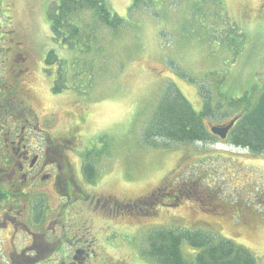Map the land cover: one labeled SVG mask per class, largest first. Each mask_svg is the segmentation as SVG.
I'll return each mask as SVG.
<instances>
[{
    "label": "rangeland",
    "instance_id": "obj_1",
    "mask_svg": "<svg viewBox=\"0 0 264 264\" xmlns=\"http://www.w3.org/2000/svg\"><path fill=\"white\" fill-rule=\"evenodd\" d=\"M1 1L0 33L10 30L11 38H0V88L19 83L24 94L8 97L54 118H39L45 130L63 137L79 135V151L87 146L100 149L90 183L83 180L80 153L68 150L66 156L79 184L91 185L92 192L108 197L109 205L122 213L115 222L126 232L118 239L132 236L135 257L128 246L111 252L113 257L127 258L129 264H158L145 254L148 234L161 228L198 229L246 247L257 264H264V153L250 154L219 139L192 145L143 143V129L167 83H174L199 109L198 88L212 92L215 72L229 69L226 85L237 89L252 75L264 81V0H221L226 25L239 34L237 51L227 49L230 41H215L208 35L210 28L189 26L193 11L182 12L189 6L187 0H165L157 12L146 4L132 9L133 0H104L112 12L127 19V26L117 33L100 26L81 54L52 41L47 11L50 1L56 6L59 0ZM213 9L211 22L217 20ZM89 13L82 15L87 21ZM50 49L66 59L68 67L80 60L84 77L91 73V80L83 72L69 78L68 72L63 91L53 93L51 76L42 70L53 67L43 61ZM99 136L107 137L105 144L96 141ZM134 201H139L138 212L130 215L120 208ZM125 234L129 236L121 238ZM180 248L190 262L198 251L185 242Z\"/></svg>",
    "mask_w": 264,
    "mask_h": 264
},
{
    "label": "trees",
    "instance_id": "obj_2",
    "mask_svg": "<svg viewBox=\"0 0 264 264\" xmlns=\"http://www.w3.org/2000/svg\"><path fill=\"white\" fill-rule=\"evenodd\" d=\"M1 2L0 0V12L4 9ZM50 2L52 6L47 11V17L52 41L57 47L68 51L75 50L77 54L90 48L89 42L94 36L92 34H95L100 26L107 27L113 33H117L120 26H127L125 24L127 19L112 12L104 0H59L56 6H53L52 1ZM164 2L165 0H133L130 7L133 9L146 4L147 8L150 6L157 12ZM187 2L189 6L182 9V12L193 11L189 15V26L196 27L194 30L200 26L204 29L210 28L211 33L208 35H213L215 41H230L231 47L227 49L237 51L238 40L235 34L238 33L236 28L226 25V13L221 0H204L202 3L198 0H187ZM208 5H213V7L208 9ZM212 8H214L212 14H215L217 19L215 22L209 20V12ZM87 11L90 12V21L82 17L83 12ZM128 23L134 25L131 20H128ZM0 26L2 28V22ZM224 28L231 30L230 33L227 31L223 33ZM8 31L3 29L0 38L8 39L11 36H7ZM224 45H226L225 42L221 44V46ZM54 49L47 50L43 58L47 66L53 65V67L47 70L42 68V70L51 76L52 92L61 93L66 86L64 81L68 72L69 78L76 75V72H83L84 77L85 72L79 59L77 62L76 59L73 60V65L68 67L67 60L60 58ZM230 59H234L233 56ZM5 61L6 58L2 59L3 63ZM78 67L80 70H77ZM228 71L229 69L225 70L226 73ZM225 72H215L213 75L214 78L216 77L214 92L204 91V87L198 88V95L201 99L199 109L184 97L174 83H167L165 91L157 101L156 109L152 113L147 128L143 129V143L152 146L161 140L186 145L212 143L217 141V138L211 134L209 126L225 124L236 117L224 142L233 147L243 148L250 154H263L264 81L252 75V79L249 78L245 86L241 85L238 89L235 85L227 87ZM92 76L90 73L89 78H84L90 81ZM55 137L52 136L53 139ZM96 141L105 144L107 137L99 136ZM64 142L67 150H74L80 142L79 135H67L64 137ZM51 149L52 151L48 150L46 155L56 158L55 148ZM63 155L65 153L61 155L62 159ZM99 155L100 149H94L91 146L85 147L80 152L81 174L83 180L88 183L92 182L96 175L93 165L94 157ZM138 203L139 201H134L120 208L131 215L129 211H137ZM147 240L149 247L145 254L153 258V261L155 259L158 264H257L255 257L246 247L203 230L161 228L148 234ZM182 242L198 249L191 262L186 260L181 253Z\"/></svg>",
    "mask_w": 264,
    "mask_h": 264
},
{
    "label": "flooded vegetation",
    "instance_id": "obj_3",
    "mask_svg": "<svg viewBox=\"0 0 264 264\" xmlns=\"http://www.w3.org/2000/svg\"><path fill=\"white\" fill-rule=\"evenodd\" d=\"M3 86L0 264H129L127 258L111 254L128 246L129 255L135 257L132 236L122 235L128 241L118 239L126 232L115 222L122 213L109 205L108 197L92 192L91 185L79 184L66 156L64 137L45 130L46 123L39 119L53 122L54 118L45 117L42 109L25 107L22 99L9 98L13 92L24 94L19 83ZM52 147L56 158L46 155ZM79 149L73 152L83 151Z\"/></svg>",
    "mask_w": 264,
    "mask_h": 264
},
{
    "label": "water",
    "instance_id": "obj_4",
    "mask_svg": "<svg viewBox=\"0 0 264 264\" xmlns=\"http://www.w3.org/2000/svg\"><path fill=\"white\" fill-rule=\"evenodd\" d=\"M236 120V117L233 118L231 121H229L228 123L225 124H221V125H210L209 129L210 132L219 137L220 139H225L227 136V132L229 131V129L233 126L234 122Z\"/></svg>",
    "mask_w": 264,
    "mask_h": 264
}]
</instances>
